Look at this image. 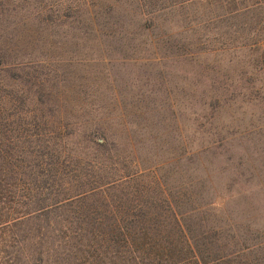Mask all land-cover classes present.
Wrapping results in <instances>:
<instances>
[{
    "label": "trees",
    "instance_id": "trees-1",
    "mask_svg": "<svg viewBox=\"0 0 264 264\" xmlns=\"http://www.w3.org/2000/svg\"><path fill=\"white\" fill-rule=\"evenodd\" d=\"M4 13L0 264H264V183L240 156L212 168L232 159L226 138L193 152L181 100L96 96L72 69L157 66L166 51L192 62L210 34L222 46L245 25L264 30V0H0ZM218 104L197 101L195 140Z\"/></svg>",
    "mask_w": 264,
    "mask_h": 264
},
{
    "label": "rangeland",
    "instance_id": "rangeland-1",
    "mask_svg": "<svg viewBox=\"0 0 264 264\" xmlns=\"http://www.w3.org/2000/svg\"><path fill=\"white\" fill-rule=\"evenodd\" d=\"M6 15L4 13L6 20L0 23V33L10 32L13 29L10 24L11 20ZM245 17L247 21L250 15ZM247 26L240 29L236 35L230 34L229 31L230 35H225L228 44L222 46L218 42L224 41L215 39L218 34L208 35L207 44L204 45L205 50L199 52L192 62L182 59L179 62L174 59V62L169 56L171 54L169 51H166L167 57L163 59L162 64L149 67L146 65L122 66L115 62L111 67L104 61L94 60L93 63H83L84 65H76L72 68L77 70L78 76L74 77L75 80L80 77L83 84L94 88L96 96H156L158 98L167 96L176 102L181 100L180 102L187 107L178 113L184 122L180 124V130L183 135L181 141H184L185 146L194 152L198 150L201 142L203 145L208 143L210 145L212 140L220 136L226 138L223 147L227 150L226 156L232 155V159L227 161L226 157L219 155L212 163V168L217 172L226 164H231V168L236 165L234 163L240 156L242 157L240 161L244 162L242 168L250 167L257 180L263 184L264 62L260 61V56L264 53V41H259L256 35L258 33L264 35V30L257 31L258 27L251 30ZM2 43L5 49L8 48L7 52H10L7 42L4 43L3 40ZM71 50H75L74 46ZM71 55L77 58L79 53ZM110 68L115 81L108 74ZM148 74L149 80L143 77ZM95 95L92 94V96ZM200 98L219 100L218 106L214 109L208 107L210 109L206 110L207 113L213 115L214 119L210 128L205 127L207 130H201L202 141L199 139L200 133L196 135V140L193 136L192 129H195L196 125L192 123L194 116L191 115V112L198 108L197 101ZM258 139L261 141H257ZM251 154L254 156L251 157ZM201 160H203V155L196 160V163ZM187 166H192V164L189 161L180 162L181 168ZM228 170L229 167L226 172ZM257 190L259 187L254 188V191ZM262 193L264 194V190ZM227 194L231 196L213 199L218 209L229 208L235 198L240 195L235 192ZM263 196L261 195V198L264 203ZM257 222L261 223L264 220L260 218Z\"/></svg>",
    "mask_w": 264,
    "mask_h": 264
}]
</instances>
